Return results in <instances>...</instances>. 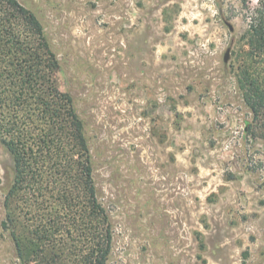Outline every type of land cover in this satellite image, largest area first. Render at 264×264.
Here are the masks:
<instances>
[{"label": "rangeland", "instance_id": "rangeland-1", "mask_svg": "<svg viewBox=\"0 0 264 264\" xmlns=\"http://www.w3.org/2000/svg\"><path fill=\"white\" fill-rule=\"evenodd\" d=\"M18 1L85 122L113 228L107 264H264V141L245 134L237 81L244 0ZM13 181L0 144V264H22L2 228Z\"/></svg>", "mask_w": 264, "mask_h": 264}, {"label": "trees", "instance_id": "trees-1", "mask_svg": "<svg viewBox=\"0 0 264 264\" xmlns=\"http://www.w3.org/2000/svg\"><path fill=\"white\" fill-rule=\"evenodd\" d=\"M250 63L237 75L252 113L245 134L264 141V0L250 7ZM59 60L38 17L0 0V144L14 165L2 228L22 264H107L111 218L100 200L85 122L57 81Z\"/></svg>", "mask_w": 264, "mask_h": 264}, {"label": "water", "instance_id": "water-1", "mask_svg": "<svg viewBox=\"0 0 264 264\" xmlns=\"http://www.w3.org/2000/svg\"><path fill=\"white\" fill-rule=\"evenodd\" d=\"M230 30H233V28L230 27ZM230 55H231V50L228 49L227 52H226V54H225V58H224L225 63H228V62H229V60H230Z\"/></svg>", "mask_w": 264, "mask_h": 264}]
</instances>
